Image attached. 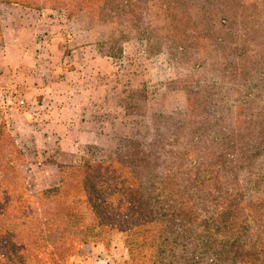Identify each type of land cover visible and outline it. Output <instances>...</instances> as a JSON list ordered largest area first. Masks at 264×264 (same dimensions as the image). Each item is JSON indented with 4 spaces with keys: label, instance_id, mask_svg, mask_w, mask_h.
Here are the masks:
<instances>
[{
    "label": "rangeland",
    "instance_id": "374dc122",
    "mask_svg": "<svg viewBox=\"0 0 264 264\" xmlns=\"http://www.w3.org/2000/svg\"><path fill=\"white\" fill-rule=\"evenodd\" d=\"M92 1L82 11L74 0H40L35 7L0 2V45L6 28L15 23L8 8L24 7L18 17L30 22L38 21L40 12L42 27L35 34L33 59L30 56L32 75L47 80L63 76L60 62L57 68L51 59L52 40H62L63 70L70 73L65 85L78 92L57 97L51 93L47 100L57 102L59 108L43 109L45 95L27 92L24 85V91L0 90V165L18 181L22 178L33 197L62 186L64 171L88 160L98 164L117 157L132 167V175L143 183L142 194L129 173L124 175L121 191L111 173L105 175L106 203L111 205L108 221L97 222L94 234L101 236L83 243L72 264H264V179L260 176L253 187L259 196L247 205L255 214L254 222L239 241L235 237L229 246H215L196 237L205 227L206 213L215 207L207 205L206 195L191 198L195 192L186 173L190 165L186 150L202 160L216 147L208 141L213 134L221 131L226 145L234 137V125L229 122L234 113L226 112V125H217L201 104L203 93L193 96L191 91L197 81L216 72V67H196L199 58L213 53L218 32L196 28V10L192 12L190 6L188 14L181 0ZM16 27L19 40L28 43L32 33ZM36 47L45 50L38 48L40 55H36ZM72 71L81 72L82 77L71 76ZM194 97L198 108L188 111ZM29 110L32 116L26 118ZM173 112H187L191 120L184 115L176 120ZM168 114L172 118L163 123L160 118ZM262 117L258 115L255 122ZM254 124L242 128L236 136L242 139L228 151L225 145L226 154L215 163L220 165V187L226 188V195L234 191L237 179L249 177L247 172L237 174L236 166L264 171V133L260 135L263 129ZM257 147L262 149L252 158ZM240 150L241 156L228 157L227 153L235 155ZM236 210L240 218L230 215L221 220L231 231L245 217L238 206ZM211 221L209 226L216 229L220 216ZM178 232L183 236H175Z\"/></svg>",
    "mask_w": 264,
    "mask_h": 264
},
{
    "label": "trees",
    "instance_id": "16d2710c",
    "mask_svg": "<svg viewBox=\"0 0 264 264\" xmlns=\"http://www.w3.org/2000/svg\"><path fill=\"white\" fill-rule=\"evenodd\" d=\"M38 1L40 0H0L3 3L27 7H35ZM74 1L77 5H82L79 11L86 9L87 4L93 2ZM181 1L186 3L188 14L190 6L192 12L196 10L193 18L196 28L218 32L215 35L217 42L213 53L207 52V55L199 58L196 67H216L214 69L216 72L208 79L197 81L196 85L191 87L192 94L194 96L199 92L203 93L204 102L198 103L203 104L210 119L219 126L226 125V112L235 115L232 117L233 120L229 121L230 125H234V137L227 145L220 131L212 135V140H208L212 145L216 144L208 157L201 160L186 150L190 163L186 173L191 175L188 181L190 189L195 192L191 198L206 195L207 205L215 207L214 211L206 213L205 227L196 234V237H199L201 242L203 239L208 245L229 246L227 243L231 239L237 237L238 240L251 229L250 224L254 222L255 214L249 211L247 205L253 203L259 196L258 191L253 193V190H257L253 187L256 185L257 176L264 179V171L236 166L237 174L247 172L249 177L246 180L237 179L234 191H229L227 192L229 195H226V188L220 187L222 185L220 165L215 163L222 153L226 154L225 145L228 151L242 139L240 137L237 139L236 136L242 134V128L247 124L255 123L254 126L258 124L260 129H263L259 134L264 133V117L255 122L258 115L264 114V0H257V5L250 9H242L236 5V0ZM194 108H198L196 97L188 111H193ZM253 110L260 112L255 115L248 114V111ZM187 112H173L172 116L178 120L184 115L191 120ZM192 114L193 117L195 114L194 112ZM172 116L162 117L160 120L164 123V119H170ZM261 123L262 125H259ZM261 149L257 147L252 158L258 157ZM227 154L228 157L234 158L241 156V150L235 155ZM113 158L98 164L88 160L83 165L70 166L64 171L66 173L62 186L44 191L35 197L27 193L22 178L18 181L12 171L5 165H0V170L4 169L0 171V264H72L74 258L79 256L78 249L83 243L91 241L95 236H101V233L94 234L98 224H105L108 221L107 208L111 205L106 203L108 185L105 175L111 173L112 180L117 181L114 186H119L118 189L121 191L125 188L122 185L124 175L129 173L139 184V191L142 194L143 183L136 175H132L135 173L132 167L117 157ZM64 172L61 173L62 176ZM148 196L146 192L145 199H148ZM121 198H124L123 194ZM237 206L245 213V217H242L240 222L236 221L234 226H237H233L231 231L228 229L231 228L228 227L229 224L225 225L221 220L230 215L239 217ZM153 214L157 216L158 213L153 211ZM216 216H220L221 223L215 224V229L209 225H213L211 220L216 219ZM156 220L157 217L152 222ZM244 221L247 223L242 226L241 222ZM245 226L248 228L244 229ZM179 232L175 236H183ZM201 242L198 245L201 246Z\"/></svg>",
    "mask_w": 264,
    "mask_h": 264
},
{
    "label": "crops",
    "instance_id": "0c3cea01",
    "mask_svg": "<svg viewBox=\"0 0 264 264\" xmlns=\"http://www.w3.org/2000/svg\"><path fill=\"white\" fill-rule=\"evenodd\" d=\"M236 1H237L236 5H239L242 9L243 8L250 9L257 5L256 3L257 0H236ZM10 8L11 9L8 8V12L9 14L10 13L13 14L14 17L12 16V22H15V23L11 22L12 24H10V28L9 27L6 28L3 34L4 35L3 44L0 45V90H3V89H8V90L9 89L11 90L19 89L20 90L21 88V90L24 91V87H22L24 85L27 92L30 91V92H34V94H44L45 95L44 101L43 99L41 100L43 101L42 102L43 109L48 108V107L49 108H54V107L59 108L57 106L58 105L57 102H52L50 99L47 100V98L49 97L47 95H50L52 93L53 95H56L57 97V95L64 93V92L74 94L77 91V89L73 88L72 85L70 86L65 85V84H68L66 82L68 81V78H69L68 76L70 73L65 72L63 70L64 59H65L64 53L62 52L63 45H61L63 41L62 40L58 41L57 39L52 40V44H53L52 46L54 47H52L53 50L51 51L52 53L51 59L54 61V63H56L55 66L57 68L60 62L59 68L62 71L63 76L61 75H58L56 77L51 76L49 80H47L44 76H40L39 78L34 77L32 75V70H31L32 68H30L29 65H30V56H32V52H33L32 45L36 44V41H37V37L35 34L40 32L41 27H42V23H40L41 13L38 12L39 13L38 21L30 22V21H24L18 17V14L20 12H24L25 10L24 7L12 6ZM27 12H37V11H34V10L32 11L30 9H27ZM240 22H242V20H240ZM17 25L20 27H24L23 29H26V30L28 29L30 33H32V36L30 35V37L28 38V43H24V42L22 43L21 39L19 40L20 37H18L17 35V33L19 32L18 27H16ZM12 31H14L16 34H13ZM45 42H46L45 44L47 45L49 41L47 42L46 40ZM38 48H40L41 50H45V48L36 47L35 49L36 55H40V53L38 54ZM47 56L49 57V55ZM32 59H33V56H32ZM35 65L36 64H34L33 66ZM61 71H58V72H61ZM73 74L78 75L79 79L82 77L81 72L72 71L71 76ZM81 93L84 94L86 93V91L85 92L82 91ZM53 97L56 98L55 96ZM72 101L69 100L67 102H72ZM22 103H25V102L22 101ZM38 105L40 104L38 103ZM25 109H28V107H26ZM24 115L26 116V118H30L32 116L30 110L24 113ZM0 121H1V117H0Z\"/></svg>",
    "mask_w": 264,
    "mask_h": 264
}]
</instances>
